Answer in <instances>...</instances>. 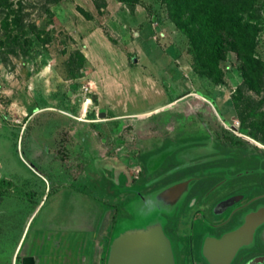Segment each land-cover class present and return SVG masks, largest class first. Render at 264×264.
<instances>
[{
	"label": "rangeland",
	"instance_id": "obj_1",
	"mask_svg": "<svg viewBox=\"0 0 264 264\" xmlns=\"http://www.w3.org/2000/svg\"><path fill=\"white\" fill-rule=\"evenodd\" d=\"M81 1L83 6L96 10L97 13L105 11L107 1L128 10L140 5L151 25L156 21L168 23L164 40L158 41L156 38V45L162 54L165 51L164 55L169 60L165 62L167 70H174L178 74L172 79L167 76L166 80L177 92L191 89L195 91L190 95L179 94V99L157 112L125 117L109 124L101 120L102 117L99 120L94 118L96 124L95 121L89 122V117L80 116L78 109L76 112H65V100L70 103L73 101L76 108L80 107L81 96H73L67 92L74 91L76 84L72 80L89 68L85 62L77 65L75 58H70L69 53L79 48L60 23L59 19L65 23V0H58L50 6L51 18L42 16L34 19L45 30L39 38L31 34L30 42L23 46L24 51L9 55L10 61L7 65L3 64L0 57V204L4 199H29L36 195L39 198L48 191L45 188L48 183L52 186L56 182L61 184L77 180L84 166H98L97 169L101 176L104 174L106 183L104 178L100 179L99 175L90 174L89 171L85 172L84 179L86 183L102 182L101 187L108 188L97 195L102 199V209L113 212V217L106 225L111 236L121 229L142 226L154 218L152 216L155 213L148 215L146 203H140L133 191L140 189L145 195L157 186V183H152L147 188H139V183L145 177L139 154L157 144L162 135L180 129L189 132L194 128L199 133L206 130L219 142L231 148L238 147L264 155V127H261L264 117L247 116L246 125L243 126L235 115L238 108L234 106L250 101L256 103L264 88V0H251L253 6L249 10L238 9L241 22L246 20L256 29L252 36V62L249 65L244 64L234 51L226 50L222 59L217 62V79L194 70L195 57L190 51L189 38L169 18L172 12V7L168 6L169 0H135L133 3L118 0ZM67 2L75 5L76 9L81 8L74 0ZM26 10L31 17L36 14L30 7ZM197 24L199 23L196 22L195 26ZM104 32L113 40L106 29ZM135 53L134 50L128 52L127 65L134 64L142 70L150 69L147 64H137L138 60L133 63L132 58H138ZM68 58L70 65L66 64ZM248 81L253 82L255 88ZM199 92L210 95L208 100L214 110L208 102L200 98ZM233 106L236 109L234 111ZM260 110L262 111V107ZM72 119L75 120L73 126L69 124ZM250 132H254L256 137ZM96 152L104 155L98 156ZM109 160L121 170L128 186L120 185L117 179H113L114 183L111 184V178L117 169L105 164ZM119 172H116V178ZM184 172L187 173L182 169L179 173ZM198 183L177 204L173 216L163 214L166 219L164 230L172 241H175L177 233L185 231L189 234L192 230V209L189 208L185 213V219L181 218L185 207L192 200L191 196L187 199L188 195L193 192L196 194L199 190L197 188L208 187L211 182H205L203 186ZM224 183L225 181L220 184ZM33 184L43 186L44 189H31ZM198 204L197 198L193 209ZM3 221L0 219V230L4 232ZM203 222L205 221L197 216L192 220L193 228L196 223Z\"/></svg>",
	"mask_w": 264,
	"mask_h": 264
},
{
	"label": "crops",
	"instance_id": "obj_2",
	"mask_svg": "<svg viewBox=\"0 0 264 264\" xmlns=\"http://www.w3.org/2000/svg\"><path fill=\"white\" fill-rule=\"evenodd\" d=\"M74 2L89 16H83L75 5L65 0V23L59 20L65 32L76 41L89 69L72 80L76 84V93L73 94L72 90L67 92L81 96L80 107L76 108L73 101L65 100V112L79 110L80 116L89 117V122L102 117L101 120L109 124L121 118L157 112L179 99V94H193L195 89L177 92L166 80L167 76L172 79L178 74L167 70L169 60L164 55L165 51L162 54L156 45V38L164 40L168 23L156 21L151 25L140 5L128 10L107 1L105 11L97 13L83 6L81 0ZM105 29L113 40L104 32ZM132 50L138 57L132 58L133 63L138 60L137 64H147L151 70L127 65V55ZM83 86L86 90H82ZM199 93L202 97L198 96L213 109L208 100L210 95ZM73 123L74 119L69 121L72 126ZM210 135L206 130L199 133L194 128L189 132L180 129L162 135L157 144L140 152L143 173L153 175L162 171L160 164L164 161L159 158L164 150H170V160H173L172 156L180 148L202 146L208 149ZM105 164L120 170L111 160ZM97 168L84 166L80 178L71 182H56L52 186L48 183L45 187L48 191L39 198L36 195L29 199L2 200L0 219L4 220V232L0 230V264H99L106 214L103 216L102 199L97 193L108 188H102V182L86 183L84 179L85 172L89 171L99 175L100 179L104 178L106 183L104 174L101 176ZM117 170L113 172L111 184L113 179H117L120 185L128 186L121 170ZM116 172H119L117 178ZM30 187L44 189L37 184Z\"/></svg>",
	"mask_w": 264,
	"mask_h": 264
},
{
	"label": "water",
	"instance_id": "obj_3",
	"mask_svg": "<svg viewBox=\"0 0 264 264\" xmlns=\"http://www.w3.org/2000/svg\"><path fill=\"white\" fill-rule=\"evenodd\" d=\"M210 140L211 142L207 144L208 149H203L202 146L180 148L172 156V161L175 162L173 166L166 168L162 162L160 164L162 171L158 174H151V177L144 173L145 177L139 183V188H147L152 183H157V186L145 195L140 192V189L133 191L140 199V203H146L148 215L155 213V216H152L154 218L146 221L142 226L121 229L109 236L106 225L113 217V212L112 210L105 212L106 209H103V216L106 214L103 229L105 234L99 264H176L173 241L164 230L166 219L163 214L173 216L177 204L187 197L188 192L198 182L202 186L205 182L214 184L206 191L204 189L207 187H201L197 188L199 190L196 194L193 192L188 195L187 199L191 196L192 200L185 207L181 218H184L185 213L192 209L190 225L197 216L205 221L198 228L197 246L200 260L205 264H231L235 256L243 251L237 263L241 261L242 255L248 254L249 249L264 247V202L249 204L253 201L251 198L237 204L245 194L225 193L210 202L205 201L206 199L199 200V204L193 209L198 197L205 198L216 185L235 175H228L226 171H221L224 167H231V165L202 167V164L218 157V151L212 145L213 139L210 138ZM170 155V150H164L159 159L165 161ZM257 162L256 166L260 171L259 166H264V156L257 159ZM182 169L187 173H179ZM263 263L264 254L250 256L242 261V264Z\"/></svg>",
	"mask_w": 264,
	"mask_h": 264
},
{
	"label": "trees",
	"instance_id": "obj_4",
	"mask_svg": "<svg viewBox=\"0 0 264 264\" xmlns=\"http://www.w3.org/2000/svg\"><path fill=\"white\" fill-rule=\"evenodd\" d=\"M57 1L0 0V57L3 64H9V55H16L18 51H24L23 46L30 42L31 34L39 38L45 32L34 19L42 18V16L51 18L50 6ZM118 1L133 3L135 0ZM250 2L251 0H227V2L222 0H169L168 6L172 7L169 18L189 38L190 51L194 53L195 57L194 70L217 79L216 76L219 73L217 62L222 59L226 50L234 51L244 64L249 65L252 62L250 58L252 36L256 29L253 24L246 20L241 22L242 17L238 12L239 8L251 9L253 5ZM27 7L35 11L34 17L30 16V12L26 10ZM77 9L83 16H89L81 8L77 7ZM196 22L199 23L198 26H195ZM69 54L70 58L72 56L75 58V64L81 65L85 62L84 56L79 50L75 49ZM70 58L66 60L67 65L71 63ZM248 83L255 88L256 85L253 82L248 81ZM234 106L238 108L235 115L240 119L243 126L246 125L245 118L247 116L263 118L264 88L261 90L256 103L250 101L247 104L242 103ZM261 107L262 111L260 110ZM261 127H264L263 122ZM250 134L256 137L254 132H250ZM210 136L213 139V147L218 151V157L202 164V167L230 165L227 164L229 158L226 159V157H232L230 160L236 161L243 152H248L249 156H253L252 151L242 150L238 147L231 148L219 142L212 134ZM171 162L173 161L170 160V157H167L163 166L169 168L173 166Z\"/></svg>",
	"mask_w": 264,
	"mask_h": 264
},
{
	"label": "flooded vegetation",
	"instance_id": "obj_5",
	"mask_svg": "<svg viewBox=\"0 0 264 264\" xmlns=\"http://www.w3.org/2000/svg\"><path fill=\"white\" fill-rule=\"evenodd\" d=\"M252 153L253 157L251 158L248 155V152H243L242 154H240L239 159L236 161L230 160L232 157H226V159L229 158V160H227V164L229 163L230 165H235H231V167H224V169H222L221 171H226L227 173H229L228 175H235L231 179L227 178L224 184L216 185L215 188L210 190L209 195L205 198L198 197V199L201 201L203 199H206L205 201L210 202L218 198L222 194L232 193L245 194L244 196H242L240 202L237 204L246 202L251 198H253V201L249 204H254L256 202H264V166H259L260 171H258V168L256 166L257 159L264 155L253 151ZM247 170L257 171L248 172ZM236 173L239 174L236 175ZM213 184V182L210 183V185L206 189H204V191L209 189ZM191 226L192 230L189 232V234L187 232H179L176 234L177 238L175 237V241H173V245H175V248L173 247V252L175 254L176 264H205L199 258V249L197 246L199 242L198 228L201 226V223H196V226L194 225V228L193 224ZM242 253L243 251H240L235 256L231 264H242V261L245 258L264 254V247L262 248L258 246L253 249H249L248 254L245 256L242 255L241 261L236 263Z\"/></svg>",
	"mask_w": 264,
	"mask_h": 264
},
{
	"label": "built area",
	"instance_id": "obj_6",
	"mask_svg": "<svg viewBox=\"0 0 264 264\" xmlns=\"http://www.w3.org/2000/svg\"><path fill=\"white\" fill-rule=\"evenodd\" d=\"M82 90H86V87L83 86V87H82Z\"/></svg>",
	"mask_w": 264,
	"mask_h": 264
}]
</instances>
